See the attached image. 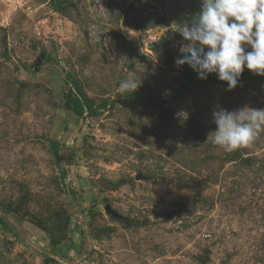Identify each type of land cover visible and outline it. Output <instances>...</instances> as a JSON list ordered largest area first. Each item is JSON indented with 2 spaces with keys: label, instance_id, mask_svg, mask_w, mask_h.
Returning <instances> with one entry per match:
<instances>
[{
  "label": "rangeland",
  "instance_id": "obj_1",
  "mask_svg": "<svg viewBox=\"0 0 264 264\" xmlns=\"http://www.w3.org/2000/svg\"><path fill=\"white\" fill-rule=\"evenodd\" d=\"M53 1L0 0V264H264V130L209 139L264 76L176 64L202 0Z\"/></svg>",
  "mask_w": 264,
  "mask_h": 264
},
{
  "label": "clouds",
  "instance_id": "obj_2",
  "mask_svg": "<svg viewBox=\"0 0 264 264\" xmlns=\"http://www.w3.org/2000/svg\"><path fill=\"white\" fill-rule=\"evenodd\" d=\"M178 31L188 43L181 47L185 55L176 64L189 65L200 79L216 74L232 90L245 68L264 76V0H202L195 19ZM139 87L132 77L119 85L121 93ZM213 117L217 127L209 139L226 152L250 147L264 130V109L221 108Z\"/></svg>",
  "mask_w": 264,
  "mask_h": 264
},
{
  "label": "trees",
  "instance_id": "obj_3",
  "mask_svg": "<svg viewBox=\"0 0 264 264\" xmlns=\"http://www.w3.org/2000/svg\"><path fill=\"white\" fill-rule=\"evenodd\" d=\"M51 6L54 9H57V6L53 0H51ZM69 84V90L65 97L66 106L80 116L85 113L86 109H88L89 111H93L94 104L90 99L85 96L83 89L79 83V80L76 78H72ZM52 147L53 154L57 158L60 152V142L58 140H53Z\"/></svg>",
  "mask_w": 264,
  "mask_h": 264
}]
</instances>
